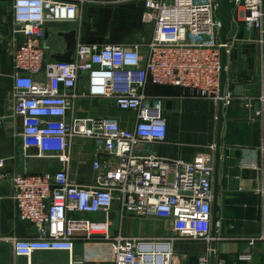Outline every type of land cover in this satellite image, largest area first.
<instances>
[{
    "label": "built area",
    "instance_id": "built-area-1",
    "mask_svg": "<svg viewBox=\"0 0 264 264\" xmlns=\"http://www.w3.org/2000/svg\"><path fill=\"white\" fill-rule=\"evenodd\" d=\"M105 0H13L11 28L13 109L21 116L24 150L57 157L53 171L8 172L0 156V184L9 179L18 217L32 222L34 237H10L15 259L26 264H84L73 254L76 240H105L113 245L114 264H186L174 248L178 240H206L210 235L215 142L190 158L141 153L144 143L167 138L164 98L149 84L175 85L189 95L229 104L237 95L220 94L221 45L217 0H114L143 2V19L152 34L143 42H77L70 61L46 59V22L71 21L87 4ZM231 41L257 42L264 47V0H231ZM85 88L78 89L83 73ZM81 96L108 98L129 118L68 117ZM247 107L251 99L245 97ZM260 113V109H254ZM77 137L93 142L96 157L91 183L71 178V147ZM254 165V164H251ZM118 203L125 212L153 215L167 221L165 233L124 235L110 231L109 212ZM103 212L95 219L86 214ZM80 214H85L82 216ZM264 239V228L256 236ZM65 251L66 260H33L35 251ZM210 248L194 264H209ZM240 258L249 261L250 254ZM216 264H226L219 259Z\"/></svg>",
    "mask_w": 264,
    "mask_h": 264
},
{
    "label": "crops",
    "instance_id": "crops-1",
    "mask_svg": "<svg viewBox=\"0 0 264 264\" xmlns=\"http://www.w3.org/2000/svg\"><path fill=\"white\" fill-rule=\"evenodd\" d=\"M13 0H0V156L8 172L53 171L60 168L57 157L37 155L33 148L24 150L21 132L23 121L13 109V66L11 28L14 24ZM76 30V43L89 39L79 20L46 22L43 46L46 59L55 60L54 55L66 47L60 32ZM152 31L150 30V35ZM238 33V32H237ZM232 28L230 35L237 34ZM131 38V39H130ZM134 40V41H132ZM137 40V39H136ZM132 37L122 38L123 43L142 42ZM73 55V54H72ZM227 79L224 91L238 97L231 103H222V129L220 161L217 179L212 178L218 188V220L213 239L178 240L174 248L181 254L179 261L194 264L197 257L210 248L214 240V264L224 259L226 264H246L241 253L250 254L251 264H264V239L249 241L264 228V47L257 42L231 41L226 65ZM84 72L78 89L85 87ZM148 91L164 98V112L167 118V138L163 142L152 141L138 147L141 153H156L162 156L190 158L216 139L217 103L207 98L189 95V90L175 85H148ZM245 97L252 102L244 103ZM254 109H260L255 113ZM100 116L133 122L132 113L118 110L108 98L81 96L74 101L68 117ZM70 175L78 183H91L95 172L91 166L96 157L91 140L77 137L71 147ZM254 164V165H251ZM215 166V153H214ZM85 216V214H80ZM87 217L102 219L103 212L86 214ZM127 217L125 221L124 217ZM110 231L124 235L153 236L165 233L167 221L153 215H139L125 212L120 216L115 201L110 212ZM210 225V235L211 233ZM37 234L32 222L18 217L12 198L9 179L0 184V264H26V257L15 259L12 255L10 237H34ZM113 245L105 240H76L73 254L83 258L84 264H114ZM65 251H35L33 260H66Z\"/></svg>",
    "mask_w": 264,
    "mask_h": 264
},
{
    "label": "water",
    "instance_id": "water-1",
    "mask_svg": "<svg viewBox=\"0 0 264 264\" xmlns=\"http://www.w3.org/2000/svg\"><path fill=\"white\" fill-rule=\"evenodd\" d=\"M233 2L231 0H217L216 16L219 20L218 37L221 45V73H220V94L224 92V86L227 79V59L228 52L225 43L231 40V20H232ZM66 40V47L64 52L54 55L56 61H70L76 46V30L71 29L67 32H60ZM223 115H222V101L218 100L217 115H216V139H215V178L217 179L218 166L220 161V146H221V129H222ZM216 179L213 188L212 200V217H211V233L215 235V225L218 220L219 206L217 204L218 188ZM209 264H214V240L210 243Z\"/></svg>",
    "mask_w": 264,
    "mask_h": 264
},
{
    "label": "rangeland",
    "instance_id": "rangeland-1",
    "mask_svg": "<svg viewBox=\"0 0 264 264\" xmlns=\"http://www.w3.org/2000/svg\"><path fill=\"white\" fill-rule=\"evenodd\" d=\"M138 3H140L142 9V14L140 17L144 29L142 32H130L129 29L123 28L119 25V23L113 21V16L110 13L111 10H115L117 7H119L118 5L128 6L130 2L116 3L114 0H105L99 4H87L81 10L78 20L84 31H87L90 33V35H94L95 38H98L96 41L111 40L110 38L113 36L132 37L135 40L138 38L140 40H144L147 39V37H142L149 34L152 28V23L143 19L144 5L141 1ZM104 10L106 13H108V16L104 13ZM124 23L128 24V22ZM124 218L126 221L127 217L125 216Z\"/></svg>",
    "mask_w": 264,
    "mask_h": 264
},
{
    "label": "trees",
    "instance_id": "trees-1",
    "mask_svg": "<svg viewBox=\"0 0 264 264\" xmlns=\"http://www.w3.org/2000/svg\"><path fill=\"white\" fill-rule=\"evenodd\" d=\"M119 7H117L115 10H111V14L113 16V21L116 23H119V25L123 28L129 29L130 32H142L143 29V23L140 20L141 14H142V9H141V5L138 2H130V4L128 6H123V5H118ZM106 10V9H105ZM104 10V13L108 16V13H106ZM108 11V10H106ZM102 13V14H104ZM124 22H128V24H125ZM152 31V28H151ZM87 35L89 36V39H87V41L84 42H94L96 41L95 36L90 35V33H88L86 31ZM152 34V33H151ZM150 32L149 34L143 36L142 38L147 37V39L150 37ZM122 38L125 37H120V36H113L112 38H110L111 40H99L97 42H115V43H119L122 42L120 41ZM144 39V40H147ZM140 41V39L138 38L136 41ZM155 86H164V84L159 85V84H152ZM171 86V85H170ZM173 86V85H172ZM188 91V89H186ZM189 92V91H188Z\"/></svg>",
    "mask_w": 264,
    "mask_h": 264
}]
</instances>
